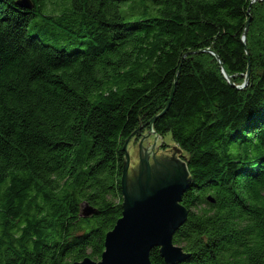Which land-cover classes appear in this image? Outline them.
I'll list each match as a JSON object with an SVG mask.
<instances>
[{"label": "trees", "instance_id": "1", "mask_svg": "<svg viewBox=\"0 0 264 264\" xmlns=\"http://www.w3.org/2000/svg\"><path fill=\"white\" fill-rule=\"evenodd\" d=\"M19 1L0 0V264L101 259L124 145L179 68L154 124L192 176L177 264H264V0ZM204 49L234 85L214 54L184 56Z\"/></svg>", "mask_w": 264, "mask_h": 264}, {"label": "water", "instance_id": "2", "mask_svg": "<svg viewBox=\"0 0 264 264\" xmlns=\"http://www.w3.org/2000/svg\"><path fill=\"white\" fill-rule=\"evenodd\" d=\"M258 0H252L256 2ZM263 1V0H259ZM19 4L32 8L31 0H20ZM250 21L247 23L243 41H245ZM210 52L219 60L226 79L232 84L231 78L219 56L211 49L197 50L185 53L196 54ZM249 55V53H248ZM181 68L175 77L170 101L167 107L156 115L149 123V133L155 134V141L150 148L144 145V136L140 143L139 161L137 166L131 165V155L128 144L135 134L143 129L140 126L126 141L125 165L122 173V216L117 220L105 239V250L99 261L90 257L82 261L66 264H154L151 251L159 248L167 264H177L193 256L183 247L176 245L174 235L187 221L189 210L183 205V195L192 182L187 162L182 157V149L175 145L171 154H158L157 141L160 135L155 131V122L165 115L170 108ZM251 65L249 63L243 88L248 84ZM82 216L88 217L95 209L83 204Z\"/></svg>", "mask_w": 264, "mask_h": 264}, {"label": "rangeland", "instance_id": "3", "mask_svg": "<svg viewBox=\"0 0 264 264\" xmlns=\"http://www.w3.org/2000/svg\"><path fill=\"white\" fill-rule=\"evenodd\" d=\"M154 141H155V134L154 133L147 134V138L145 139L144 145L147 148H150L151 145L154 143ZM157 144H158V149H157L158 152L160 150V147L162 148V145L167 146L170 149L169 152H171L172 148L175 146V144L172 140V137L170 135H167L166 137L160 136L158 138ZM162 149H161V151H163ZM128 151L131 155V165L133 164L134 167L137 166L138 158H139V151H140V145L138 146V139H136V140L131 139L130 140V142L128 144Z\"/></svg>", "mask_w": 264, "mask_h": 264}, {"label": "flooded vegetation", "instance_id": "4", "mask_svg": "<svg viewBox=\"0 0 264 264\" xmlns=\"http://www.w3.org/2000/svg\"><path fill=\"white\" fill-rule=\"evenodd\" d=\"M148 133H149V129H142L141 131H139V132H137L135 134V136L132 138V140L138 139V146H139L140 145V142L142 141V139L144 138V136L147 135ZM144 143H145V140H144ZM163 146L164 145H162V148L163 149L160 147V150H159L158 154L159 155H161V154H171V152H169L170 149L167 146H164V147ZM157 149H158V147H157ZM161 149L163 151H161ZM138 161H139V158H138ZM132 166H133V164H132Z\"/></svg>", "mask_w": 264, "mask_h": 264}]
</instances>
